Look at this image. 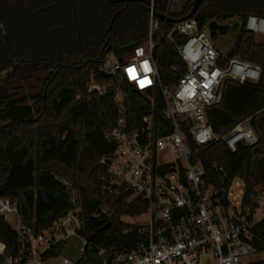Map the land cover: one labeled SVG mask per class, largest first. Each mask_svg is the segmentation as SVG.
<instances>
[{
	"label": "trees",
	"instance_id": "obj_1",
	"mask_svg": "<svg viewBox=\"0 0 264 264\" xmlns=\"http://www.w3.org/2000/svg\"><path fill=\"white\" fill-rule=\"evenodd\" d=\"M119 1L0 0V68L11 62L22 67L37 65L43 76L36 94L27 95L22 87L0 90V196L17 203L25 223L40 232L67 213L74 193L85 220L79 236L88 242L77 264H101L94 247L125 250L136 244V233L125 234L128 226L121 218L146 210L144 201L128 202L129 195L122 193L106 202L107 217L91 218L106 201L98 189L105 174L99 160L113 151L105 135L114 125L116 112L110 94L87 92L89 75L105 53L121 57L131 51L130 45L142 44L147 35L148 0ZM166 1L155 0L156 13L163 14ZM219 1L202 2L193 16L197 27L203 29L211 21L228 25L239 20V32L227 56L259 65L261 74L256 84L225 81L221 102L207 109L206 117L216 137L249 120L257 142L239 146L235 153L223 142L215 143L202 161L208 176L216 178L212 165L219 163L230 179H241L246 187L245 203H249L253 188L264 186V162L256 176L251 174L252 159L264 153V44L256 43L244 22L248 16L264 18V0ZM190 3L170 11L168 17L186 16ZM216 36L211 35L212 39ZM173 41H163L159 50L158 70L165 84L178 77L172 70L179 65ZM130 97L135 107L138 95L131 93ZM134 114L140 116L135 110ZM253 232L257 250H264V219ZM0 244V264L19 257L17 234L2 217ZM64 247L61 243L50 248L42 262L59 257ZM27 259L28 255L23 256L21 264Z\"/></svg>",
	"mask_w": 264,
	"mask_h": 264
},
{
	"label": "built area",
	"instance_id": "obj_2",
	"mask_svg": "<svg viewBox=\"0 0 264 264\" xmlns=\"http://www.w3.org/2000/svg\"><path fill=\"white\" fill-rule=\"evenodd\" d=\"M154 4L155 0L147 1L143 43L121 57L105 53L89 75L87 92L110 94L116 112L105 135L113 151L99 160L105 174L98 189L106 201L91 218L107 217L106 202L122 193L129 195L128 202L141 199L146 205L142 214L121 218L128 226L124 233H136V244L125 250L94 248L101 264H244L253 255H263L260 261H264V250H257L253 232L264 219V186L254 187L245 203L241 179H230L219 163L212 165L217 179L208 176L202 161L215 143L223 142L235 153L239 146L257 142L249 120L224 136H214L206 111L221 102L225 81L256 84L261 68L222 55L213 45L208 24L199 29L193 18L171 24L167 31L170 23L155 16ZM169 8L167 0L160 15L168 17ZM244 27L264 44V18L248 16ZM174 36L178 39L173 41ZM165 40L173 41L179 60L172 67L178 77L167 84L158 70ZM131 93L138 95L135 107ZM140 216L145 220H134ZM0 217L13 218L19 245V257L8 258L5 264H21L25 255V264H40L46 251L65 245L69 238L81 240V255L88 246L79 236L85 220L74 193L67 213L40 232L25 223L17 203L7 197L0 196ZM63 264L72 263L63 259Z\"/></svg>",
	"mask_w": 264,
	"mask_h": 264
},
{
	"label": "rangeland",
	"instance_id": "obj_3",
	"mask_svg": "<svg viewBox=\"0 0 264 264\" xmlns=\"http://www.w3.org/2000/svg\"><path fill=\"white\" fill-rule=\"evenodd\" d=\"M192 0H170L169 12L175 9L179 10L180 7ZM220 4H224V0L219 1ZM230 26L225 36L217 35L213 39V45L218 52L222 55L227 56L230 52L234 41L236 40L239 32L241 22L237 19L232 20L228 23ZM256 43H261L262 39L259 36H255ZM41 66H26L22 67L14 62H11L7 67L0 68V90L8 89L13 90V87H22L23 93L29 95L30 93L36 94L40 91L41 80L43 76L38 69ZM40 71V70H39ZM8 83L6 87L5 81ZM4 82V83H3ZM135 221H143L145 217H137ZM124 222H132L130 219H123ZM7 223L13 228L14 220L9 217ZM81 240L78 238H69L66 243L62 254L56 258H49L42 262V264H63V259H67L70 263L76 264L81 256L80 253ZM263 255H253L243 260L244 264L260 261Z\"/></svg>",
	"mask_w": 264,
	"mask_h": 264
},
{
	"label": "water",
	"instance_id": "obj_4",
	"mask_svg": "<svg viewBox=\"0 0 264 264\" xmlns=\"http://www.w3.org/2000/svg\"><path fill=\"white\" fill-rule=\"evenodd\" d=\"M138 0H120L119 2H136ZM204 0H192L190 3V11L189 13L179 19H172L170 17H166L163 15H160L159 13H155V16L163 23H170V24H176L179 22H183L185 20L192 19L197 9L200 7ZM208 30L212 34H217L219 36H225L230 28L229 25L219 24L216 21H211L208 23ZM134 45H130L129 47L132 48ZM103 76V75H102ZM264 162V154L261 156H255L252 159L251 162V174L253 176H256L258 174L259 168L261 164Z\"/></svg>",
	"mask_w": 264,
	"mask_h": 264
},
{
	"label": "crops",
	"instance_id": "obj_5",
	"mask_svg": "<svg viewBox=\"0 0 264 264\" xmlns=\"http://www.w3.org/2000/svg\"><path fill=\"white\" fill-rule=\"evenodd\" d=\"M2 252H3V246L0 244V254H2ZM40 264H42V262Z\"/></svg>",
	"mask_w": 264,
	"mask_h": 264
},
{
	"label": "snow or ice",
	"instance_id": "obj_6",
	"mask_svg": "<svg viewBox=\"0 0 264 264\" xmlns=\"http://www.w3.org/2000/svg\"><path fill=\"white\" fill-rule=\"evenodd\" d=\"M145 67H147V66H145ZM131 71V70H130Z\"/></svg>",
	"mask_w": 264,
	"mask_h": 264
},
{
	"label": "flooded vegetation",
	"instance_id": "obj_7",
	"mask_svg": "<svg viewBox=\"0 0 264 264\" xmlns=\"http://www.w3.org/2000/svg\"><path fill=\"white\" fill-rule=\"evenodd\" d=\"M224 25H226V24H224Z\"/></svg>",
	"mask_w": 264,
	"mask_h": 264
}]
</instances>
